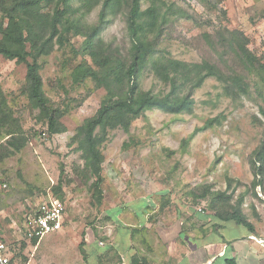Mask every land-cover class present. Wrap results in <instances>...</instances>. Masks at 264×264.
<instances>
[{
    "label": "rangeland",
    "instance_id": "374dc122",
    "mask_svg": "<svg viewBox=\"0 0 264 264\" xmlns=\"http://www.w3.org/2000/svg\"><path fill=\"white\" fill-rule=\"evenodd\" d=\"M164 1L176 3L192 17L166 29L161 47L171 57L190 63L209 61L232 71L237 69L232 59L236 56L224 39L238 37L264 64V0ZM148 6L150 0H145L143 8ZM122 10L110 16L100 36L126 52L130 41L126 7ZM100 11L101 5L94 8L86 23L96 24ZM206 34L212 37L211 43ZM83 42L82 36L72 37L70 44L56 45L40 60L44 93L50 105L63 113L59 123L65 130L55 135L48 131L45 115L30 102L26 65L0 57V87L8 104V122L0 123V243L7 245L12 264H24L25 254L40 252L34 251L35 237L30 232L35 213L51 200L65 207L63 228L38 240H67L74 260L83 255L85 240H112L119 209L126 216L140 211L156 222L177 217L188 229V223L195 221L196 238L207 236L202 232L206 221L220 225L218 209L240 208L254 224L257 238H263L264 194L255 186L252 159L264 143V81L249 78V95L233 98L210 78L195 92L192 113L152 110L136 120L129 132L109 131L101 146L100 198L80 148V130L96 115L106 91L90 80L75 83L71 77L85 59L91 61L81 54ZM139 84L154 94L169 91L148 71ZM8 132H15L18 144L27 139V145L16 151L8 143L13 138ZM125 221L134 223L136 218ZM226 231L223 234L229 237L246 230ZM208 234L209 240H215L213 233Z\"/></svg>",
    "mask_w": 264,
    "mask_h": 264
},
{
    "label": "trees",
    "instance_id": "16d2710c",
    "mask_svg": "<svg viewBox=\"0 0 264 264\" xmlns=\"http://www.w3.org/2000/svg\"><path fill=\"white\" fill-rule=\"evenodd\" d=\"M76 1L79 2L78 6L74 5ZM144 1L0 0V57L26 65L28 97L33 108L45 115L51 135L64 132L65 129L59 123L63 113L50 105L44 93L40 60L50 55L56 45L63 48L71 43L72 37L84 38L81 54L91 61L85 59L73 70L71 77L75 83L90 80L96 88L106 91L100 109L80 130V148L90 175L96 179L93 185L100 198L104 162L101 146L109 131L122 129L129 132L136 120L152 110L175 115L192 113L195 92L210 78L220 82L228 96L233 98L249 95V78H261L264 81V64L250 54L246 43L243 44L238 37L224 39V45L236 56L232 59L237 69L232 71H229L228 66L226 69L221 68L209 61L190 63L171 57L161 47L166 29L179 19L192 17L176 3L150 0V6L143 8ZM100 5L97 23L88 25L86 17ZM125 7L130 41L126 52L113 43L105 42L100 36L110 16L121 13ZM204 37L207 42H212L210 35ZM144 71L169 87V91L166 94H154L141 89L139 78ZM256 84L258 87L261 85ZM7 105L0 87V123L8 122ZM261 113L264 116V108ZM211 124L212 121L208 122L205 128ZM8 135L13 137L8 143L16 151L28 143L24 139L18 144L14 138L15 132H8ZM252 169L256 176L255 186L261 187L264 194V143L253 154ZM58 190L61 191V186ZM215 215L220 224L232 223L257 237L254 224L240 208L227 210L222 207ZM37 241L35 237L34 243ZM226 264L237 263L229 259Z\"/></svg>",
    "mask_w": 264,
    "mask_h": 264
},
{
    "label": "crops",
    "instance_id": "0c3cea01",
    "mask_svg": "<svg viewBox=\"0 0 264 264\" xmlns=\"http://www.w3.org/2000/svg\"><path fill=\"white\" fill-rule=\"evenodd\" d=\"M137 212L126 216L119 209L112 240H85L83 255L78 254L75 260L67 251V240H38L32 247L40 252L30 257L25 254L28 260L24 264H226L229 259L237 264H264V237L252 236L247 230L230 238L223 234L239 226L206 221L202 232L207 236L195 238V221L188 223V229L177 217L156 222ZM131 217L136 222L125 221ZM208 233H213L215 240H209Z\"/></svg>",
    "mask_w": 264,
    "mask_h": 264
},
{
    "label": "built area",
    "instance_id": "2783aa9c",
    "mask_svg": "<svg viewBox=\"0 0 264 264\" xmlns=\"http://www.w3.org/2000/svg\"><path fill=\"white\" fill-rule=\"evenodd\" d=\"M65 207L59 200H51L44 204L41 209L35 213L34 227L30 232L31 237L44 238L46 235L62 230ZM12 257L8 247L0 243V264H11Z\"/></svg>",
    "mask_w": 264,
    "mask_h": 264
}]
</instances>
